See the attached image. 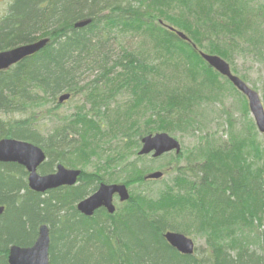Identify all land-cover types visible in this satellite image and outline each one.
<instances>
[{"label": "trees", "instance_id": "obj_1", "mask_svg": "<svg viewBox=\"0 0 264 264\" xmlns=\"http://www.w3.org/2000/svg\"><path fill=\"white\" fill-rule=\"evenodd\" d=\"M134 2L132 8L121 0H9L1 15L0 52L46 37L50 42L0 72V139L40 147L46 156L40 175L58 163L81 167V175L74 187L38 194L28 189L21 166L0 163V264H6L9 245L31 246L42 224L61 243L57 252L50 245V264H264V143L246 99L197 53L218 55L232 66L234 53H248L264 64V2ZM87 18L88 26L72 27ZM159 20L182 31L189 44ZM113 30L139 34V47L111 50ZM146 45L151 63L140 52ZM85 73L96 75L82 85ZM118 89L131 98L111 121L102 108ZM65 93L85 94L91 108L61 118L53 112L57 103L45 115L37 113ZM238 110L240 127L233 119ZM47 117L53 128L44 135L47 123L40 120ZM157 132L194 136L195 142L161 167L171 178L159 181L156 196L130 193L111 215L103 209L90 218L78 213L76 204L100 183L128 189L153 183L144 180L152 171L145 157L130 156L143 136ZM166 231L200 236L205 248L183 256L163 238Z\"/></svg>", "mask_w": 264, "mask_h": 264}, {"label": "water", "instance_id": "obj_2", "mask_svg": "<svg viewBox=\"0 0 264 264\" xmlns=\"http://www.w3.org/2000/svg\"><path fill=\"white\" fill-rule=\"evenodd\" d=\"M91 19H83L73 24L74 29H81L88 26ZM171 32L182 40H187L186 36L169 28ZM49 43V38H43L30 44H24L7 51L0 52V72L8 70L11 66L23 61L24 59L37 54ZM200 57L205 63L224 76L242 95L245 96L249 112L260 133H264V109L259 95L249 88L238 77L232 75L229 65L217 56L200 53ZM69 94L61 95L58 102L62 103L68 100ZM142 148L138 155H147L153 153L154 158L175 151H180V145L167 134H155L144 137ZM45 161V154L41 148L32 143L19 141L16 139H0V163L17 164L25 169L27 174L28 188L39 194L60 188L71 187L77 183L80 176L79 170H68L62 165H58L55 172L48 175H40L37 172L38 167ZM163 176L161 172H153L146 176V180H158ZM117 195L120 202H125L129 198L128 191L124 185H104L101 184L97 191L90 197L80 201L76 209L85 216L91 217L99 208H104L109 214H113L115 207L112 204V198ZM4 212V206H0V217ZM166 242L183 255H192L194 245L191 239L178 233L169 232L164 235ZM49 228L42 224L39 226L35 241L31 246L18 247L12 246L9 250V264H49Z\"/></svg>", "mask_w": 264, "mask_h": 264}, {"label": "rangeland", "instance_id": "obj_3", "mask_svg": "<svg viewBox=\"0 0 264 264\" xmlns=\"http://www.w3.org/2000/svg\"><path fill=\"white\" fill-rule=\"evenodd\" d=\"M257 1L264 2V0H257ZM127 2H129L132 5L131 6L132 8H133V6L137 5V2H134V0L133 1L121 0L122 5H124ZM8 6H9V0H0V17H1V15H4L7 12ZM165 24H167V23H165ZM109 34H111V36H110V39L107 41V46L109 48H111V50H116V52H120L121 49H126V50L133 49L134 50V49H137L139 47L140 40H141V37L139 36V34H135L134 32L121 33V32H117L114 30ZM146 43L149 46L151 45L150 40H146ZM148 45H146L145 46L146 48L140 52L143 54L145 61L147 63H151L150 57H152V52H151V48H148L149 47ZM114 53L115 52H113L112 55ZM218 57H220V56H218ZM115 58H116V56L114 55L113 59H115ZM232 60H233V66L228 61H226V60L225 61L228 62L231 65V67L234 69L233 74L238 76L239 78L240 77L245 78L244 81L251 88L256 90L258 92L260 98L262 99V95L264 94V88H263L264 64L262 62H259L258 60H256L254 57H252L251 54H248V53H239V52L236 54L234 53L232 56ZM232 60H231V62H232ZM95 75H96V73H85V74H83V76L81 77L80 83L82 85L89 83L90 81L93 80ZM99 90L103 91L105 93H109V95H110V92H108V90L105 91L103 86H100ZM126 92H127L126 90L119 91V89H118L114 93V96H115L114 100H111L110 102H108V104L105 107L102 108V112L105 115H109V118L111 119V121L117 115L115 113L117 110L123 111L126 108L128 101L131 98V96L128 95ZM56 104H57V100L54 102L48 103L46 106L44 105L41 108L36 109V111H39L37 113L40 116H43V115H45L46 110H48L49 108L50 109L54 108ZM231 104H232V102L229 101L227 107H229V105H231ZM79 107L84 108V110H89L91 108L90 99L85 94H80V93L75 94L74 96L71 97L70 100H68L67 102L60 105V108L54 109L53 112H55L58 115V117H61V118L70 117V116H73L75 113L78 112ZM241 116H242V113L239 110H238V112L233 113V119H234V121L238 127L243 125V118ZM15 118H19V116L15 115ZM249 118L252 120L250 114H249ZM36 119H38V116ZM47 119H48V117L45 120H40V118H39L40 121H43V122L45 121L44 123H47L45 130H43L44 135H47L48 133H50L52 128H53L52 120L51 119L47 120ZM141 122H144V120ZM102 123H103V127L105 130L110 129V126L108 125L107 120L103 121ZM223 126H224V129H227L225 124H223ZM246 127H248V126H246ZM239 131H244V130H239ZM152 134H154V133H152ZM170 136H173L179 140V143H180L182 149H187V148L191 147L195 142L194 136L180 135V134L170 135ZM195 136H199V135H195ZM222 136H224V134ZM257 139L260 142L264 143V134H258ZM104 146H106V145H104ZM138 150H139V147L137 150L136 149L133 150V153L130 156L131 160L135 159V155H137ZM95 154H96V156H99V157L102 156V154L99 150H97ZM171 156H172V154L164 156L163 158H161L159 160H155V161H152L151 157L148 156L144 159V163L146 165H148L149 167H151V169H152L151 172L164 171L163 168H161V167H163L167 164V162H168V160H170ZM95 163H96V161L93 162V164H95ZM179 165H180V163H179ZM64 167L69 168V169H74V170H81V167H77V168L68 167V166L67 167L64 166ZM86 170L88 172H93L94 166L93 165L88 166ZM170 178H171V176H166L165 181L163 183H165V182L168 183L170 181ZM105 184H122V183H105ZM161 188H162V183L160 184V183L153 182V183L133 185L128 190L133 196H136L137 194L140 193V194H143L145 196L154 198L156 196L157 190H159ZM114 204L117 206V208L120 207V205L118 204V201L116 199H114ZM188 237L194 242L195 247L197 249L202 250L205 248L204 240L202 239V237L197 236L195 234L188 236ZM53 245L55 246L54 248L56 249V252L59 250L62 251L60 242L52 239L51 240V246H53ZM252 248L256 249L257 252L259 254H261V251L259 249L255 248V247H251V249ZM57 260L62 261L63 259L58 257Z\"/></svg>", "mask_w": 264, "mask_h": 264}, {"label": "bare ground", "instance_id": "obj_4", "mask_svg": "<svg viewBox=\"0 0 264 264\" xmlns=\"http://www.w3.org/2000/svg\"><path fill=\"white\" fill-rule=\"evenodd\" d=\"M50 42V41H49ZM48 45V44H47ZM16 140H18V139H16ZM19 141H23V142H27V141H24V140H19ZM27 143H29V142H27ZM66 169H68V170H74V169H69V168H66ZM156 172H160V171H156ZM145 178L146 177H144V180H145ZM29 189V188H28ZM30 190V189H29ZM31 191V190H30ZM33 192V191H32ZM39 194V193H38ZM130 199V195H129V198H128V200ZM127 200V201H128ZM127 201H125V202H127ZM125 202H118V204L119 205H121V204H123V203H125ZM83 216V215H82ZM85 217V216H84ZM86 218H90V217H86ZM169 232H173V231H166V232H164L163 234H162V236H163V238H164V235L166 234V233H169ZM173 233H178V234H182L181 232H173ZM36 239V238H35ZM165 239V238H164ZM51 245V238L49 237V246ZM12 246H18V247H23V246H19V245H15V244H13V245H9L8 246V248H7V252H6V254H5V260H6V264H9L8 263V257H9V250H10V247H12ZM194 254V253H193ZM192 254V255H193ZM181 255H183V254H181ZM192 255H183V256H192ZM48 258H49V264H50V247H49V251H48Z\"/></svg>", "mask_w": 264, "mask_h": 264}]
</instances>
